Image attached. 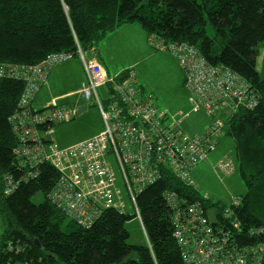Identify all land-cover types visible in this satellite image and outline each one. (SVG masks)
Returning <instances> with one entry per match:
<instances>
[{
    "label": "trees",
    "instance_id": "obj_1",
    "mask_svg": "<svg viewBox=\"0 0 264 264\" xmlns=\"http://www.w3.org/2000/svg\"><path fill=\"white\" fill-rule=\"evenodd\" d=\"M134 24L146 32L148 44L153 36L166 43H188L211 65H225L240 75L261 96L255 108L220 115L224 135L202 162L217 151L223 138L233 139L234 155L219 158L214 170L222 178L238 174L245 193L227 202L214 200L165 169L162 178L138 197L147 245L129 242L125 225L132 216L128 212L106 210L91 227H82L48 198L58 179L56 169L48 162L32 164L22 152L35 144H54L48 131L58 124L37 122L38 139L27 141L28 147L21 144L10 118L20 110L26 82L0 77V264H183L167 192L186 203L201 204L206 212L216 209L222 225L225 211H230L240 223L239 228H228L236 245L264 241L253 234L264 228V78L257 65L264 44V0H0V65H37L59 52L73 53L71 60L81 61L79 49L102 64L100 44ZM125 69L115 78L119 83L126 80ZM120 72L112 75L107 70L111 77ZM141 84V91L158 103ZM36 101L37 96L31 113L46 112L47 104L37 109ZM224 158L231 160V173L217 167ZM37 194L43 195L38 204L33 202Z\"/></svg>",
    "mask_w": 264,
    "mask_h": 264
},
{
    "label": "built area",
    "instance_id": "obj_2",
    "mask_svg": "<svg viewBox=\"0 0 264 264\" xmlns=\"http://www.w3.org/2000/svg\"><path fill=\"white\" fill-rule=\"evenodd\" d=\"M149 45L176 58L184 74L189 111L159 108L154 97L141 91L142 84L132 67L124 70L126 80L119 83L115 78L121 72L109 76L98 60L88 59L79 49L85 73L79 92L84 103L66 107L53 100L47 104L46 112L32 114L30 107L53 69L75 54H50L37 65H0V77L26 82L20 110L10 118L15 135L25 147L30 146L27 141L39 137L34 126L37 122H70L79 116L83 106V112L89 107L101 112L105 129L81 143L66 148L35 144L22 151L32 164L48 162L56 169L58 179L48 198L82 227H91L106 210L127 213L128 206L141 222L138 197L144 190L159 181L165 169L193 185L192 169L208 158L224 135L220 115L235 113L241 107L252 109L260 102L261 96L244 78L225 65H211L188 43H166L153 36ZM102 88L106 90L105 97L100 93ZM199 113H203L207 124L191 133L185 124ZM217 167L226 173L233 171L228 158L220 160ZM164 196L175 212L173 236L183 264L261 263L264 241L241 247L231 240L228 228H239L240 223L230 211H225L223 225L218 218L215 225L201 204L186 203L171 192ZM253 234L264 237V228Z\"/></svg>",
    "mask_w": 264,
    "mask_h": 264
},
{
    "label": "rangeland",
    "instance_id": "obj_3",
    "mask_svg": "<svg viewBox=\"0 0 264 264\" xmlns=\"http://www.w3.org/2000/svg\"><path fill=\"white\" fill-rule=\"evenodd\" d=\"M128 26H133H126L127 30H131L130 32L126 34L113 33L100 44V56L105 60L107 66L112 67L117 64L130 67L134 64L141 79L146 78L149 81V85L152 86V93L159 101V108H168L173 111H189L188 92L184 87L183 73L176 58L170 53L153 50L148 44L146 32L140 28V25L134 24ZM92 56V53H86L87 58H91ZM263 56L264 44L259 49L257 59L258 69L264 78ZM70 63L73 65L72 67L68 66V70L72 72L70 77L72 75L73 77L77 76L75 72H78L79 75L75 79V83H73L75 88L72 90L77 91L81 89V82L79 81L82 79L80 73L83 74V66L79 59L71 60L61 66H66ZM59 72L60 78H64L63 69H60ZM53 79H55V75ZM148 90L151 92L150 89ZM104 91L106 90H100L101 93ZM44 92L45 90L41 92L37 103H35V108L37 109L45 106L47 95ZM103 97H105L104 93ZM206 124L207 119L203 113H199L193 114L191 119L186 122L185 127L189 132L196 133ZM103 128L104 122L101 112L96 107H89L86 112L77 116L73 121L56 125L50 137L54 140V144L58 148H66L89 139L102 131ZM234 148L235 143L233 139L223 138L217 151L209 157V160L198 165V167H195L191 171L194 186L202 195L210 196L214 200L218 199L227 202L232 196H240L245 193L246 188L238 174L222 178L214 170V164L219 158L224 155H234ZM42 201V194H37L33 197V202L36 204ZM127 212L132 216V219L125 225L130 234L129 242L136 245H147V238L139 218L135 217L134 210L129 206ZM68 221L70 220L67 219L66 223ZM2 231L3 226L0 219V236Z\"/></svg>",
    "mask_w": 264,
    "mask_h": 264
},
{
    "label": "crops",
    "instance_id": "obj_4",
    "mask_svg": "<svg viewBox=\"0 0 264 264\" xmlns=\"http://www.w3.org/2000/svg\"><path fill=\"white\" fill-rule=\"evenodd\" d=\"M127 27H133V26H128L127 25ZM131 29H134V28H131ZM130 31L131 30L130 29L127 30V28L125 26L122 29H120L119 31L115 32V34H121V33L126 34V33L130 32ZM146 36H147V34H146ZM114 47L117 48L116 46H114ZM102 64L107 68V70H108V72L110 74L119 73L121 70H123V69L128 67L127 65H117V64L115 66L108 67L104 59H102ZM263 65H264V59H263ZM68 66L72 67L73 65H72V63H70V64H68L66 66H61L60 65L52 72L47 84L44 85V87L41 89V91H40V93L38 95L37 101H38V99L40 97L41 92H43L45 90L44 94L47 95V101H46L45 105L50 103L53 100H55L59 105H63V106H66V107H68V106H72L73 107L76 104H83L84 103L82 98H81V96H80V92H79L80 90L72 91L75 88L73 83H75V81H76L75 79H77L79 77L78 72H75L76 73L75 75H77V76L73 77V75H72L70 77L72 72H70L68 70ZM133 66H134V64H133ZM60 69H63V73H64L65 77L67 76V74L69 72V74H68V76L66 78L65 77L62 78V79L60 78V72H59ZM82 73L83 74L80 73V77L82 78L79 81V82H81L80 84H82V82L85 80L84 67H83V72ZM54 75H55V79H53ZM140 80L144 84L145 88L147 90L150 89L151 93H152L153 89H152V86L149 85V81L146 78L141 79V77H140ZM100 90H103V89H100ZM103 93H104V95H106L105 91ZM103 93H101V94L103 95ZM37 101L35 103H37Z\"/></svg>",
    "mask_w": 264,
    "mask_h": 264
},
{
    "label": "water",
    "instance_id": "obj_5",
    "mask_svg": "<svg viewBox=\"0 0 264 264\" xmlns=\"http://www.w3.org/2000/svg\"><path fill=\"white\" fill-rule=\"evenodd\" d=\"M108 86H110V84H108ZM85 110H86V106L81 107L79 110V115H81L83 113V111H85ZM217 213H218V211L216 209H210L208 211V216L210 218V222H212V224H215V225L218 223V220L216 217Z\"/></svg>",
    "mask_w": 264,
    "mask_h": 264
},
{
    "label": "bare ground",
    "instance_id": "obj_6",
    "mask_svg": "<svg viewBox=\"0 0 264 264\" xmlns=\"http://www.w3.org/2000/svg\"><path fill=\"white\" fill-rule=\"evenodd\" d=\"M6 66V65H5Z\"/></svg>",
    "mask_w": 264,
    "mask_h": 264
}]
</instances>
